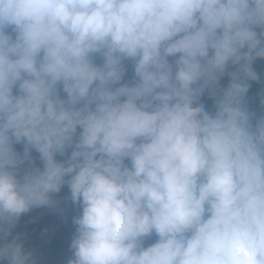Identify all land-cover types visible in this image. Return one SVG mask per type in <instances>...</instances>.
<instances>
[{
    "label": "clouds",
    "instance_id": "obj_1",
    "mask_svg": "<svg viewBox=\"0 0 264 264\" xmlns=\"http://www.w3.org/2000/svg\"><path fill=\"white\" fill-rule=\"evenodd\" d=\"M258 58L264 0H0V264L64 186L68 264H264Z\"/></svg>",
    "mask_w": 264,
    "mask_h": 264
},
{
    "label": "rangeland",
    "instance_id": "obj_2",
    "mask_svg": "<svg viewBox=\"0 0 264 264\" xmlns=\"http://www.w3.org/2000/svg\"><path fill=\"white\" fill-rule=\"evenodd\" d=\"M257 66H262L261 63H258ZM126 74H132L133 69L130 62V65L127 66ZM128 82H131L129 80ZM228 81L222 83L220 81L221 86H226ZM251 86V85H250ZM256 93L258 95L259 100L261 101V95L264 96V89L259 87V92ZM208 111H214V107L208 108ZM68 199L71 203V210L69 213L65 215H57V214H50L47 211L46 206L40 208H34L30 210L28 213L21 215L19 220L17 221L15 229L21 228H28L34 229L40 236L44 237L46 241H50L56 238L66 239L71 235L75 234V225L73 224L72 220L73 217L78 215L80 212L79 205H74L70 199V193L68 194ZM32 222H38L43 224V227H37L32 225ZM152 239H147L145 241L146 245L152 243ZM37 246V244L35 243ZM33 243L24 244L25 250L32 253L34 258L36 259L37 264H68V260L72 256V252L69 248L60 246V251L56 250H44V251H37L36 246ZM57 248V249H59ZM62 251V252H61Z\"/></svg>",
    "mask_w": 264,
    "mask_h": 264
},
{
    "label": "trees",
    "instance_id": "obj_3",
    "mask_svg": "<svg viewBox=\"0 0 264 264\" xmlns=\"http://www.w3.org/2000/svg\"><path fill=\"white\" fill-rule=\"evenodd\" d=\"M97 62L99 61V58H97ZM127 66L130 65V62H126ZM258 63H261L262 66H257ZM128 68V67H127ZM253 69L254 71L257 72L258 76L261 77L260 81L258 82H251V86L249 88L248 93L246 94V102L247 105L249 107L250 110L254 111L257 115L260 114H264V106L261 105V101L258 98V95L256 93V89L257 92H259V87H262V89H264V59H257L254 61L253 63ZM133 73L132 74H126L125 75V81H129L132 79ZM222 83L227 81V77L223 78ZM223 87V86H222ZM260 93V92H259ZM261 98H264L263 95H261ZM201 103L205 106L206 109L213 107L214 105V101L213 99H211L207 94H205L202 98H201ZM16 150L17 151H22V145H16ZM33 157L36 158V163L37 165L40 164V161L38 159V154L33 151L32 152ZM58 159H62L61 157H58ZM69 189L67 188V186H64L61 191L57 194L54 195L53 199L56 201V203L52 206V207H47V211L50 214H57V215H65L67 213L70 212L71 210V203L68 199V194H69ZM34 226L37 227H43V224L38 223V222H32L31 223ZM12 236L13 237H19L22 241L23 244H28V243H33L35 245V243L37 244L36 246V250L37 251H50V250H56V251H60L61 248H59L60 246L63 247H67L70 249V243L72 240V237L74 236L71 235L70 237L66 238V239H62V238H56V239H52L50 241H46L44 239V237L40 236L39 233H37L34 229H28V228H21V229H15L12 230ZM152 241H155V236L151 237ZM59 248V249H57ZM62 252V251H61ZM32 258L35 262V264H37L36 259L34 258V256L32 255Z\"/></svg>",
    "mask_w": 264,
    "mask_h": 264
}]
</instances>
